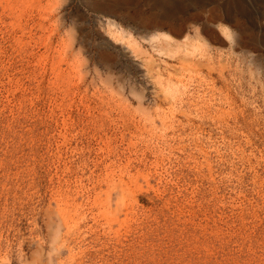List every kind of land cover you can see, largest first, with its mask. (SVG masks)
I'll list each match as a JSON object with an SVG mask.
<instances>
[{
  "label": "rangeland",
  "instance_id": "obj_1",
  "mask_svg": "<svg viewBox=\"0 0 264 264\" xmlns=\"http://www.w3.org/2000/svg\"><path fill=\"white\" fill-rule=\"evenodd\" d=\"M103 1L0 0V264H264V0Z\"/></svg>",
  "mask_w": 264,
  "mask_h": 264
},
{
  "label": "bare ground",
  "instance_id": "obj_2",
  "mask_svg": "<svg viewBox=\"0 0 264 264\" xmlns=\"http://www.w3.org/2000/svg\"><path fill=\"white\" fill-rule=\"evenodd\" d=\"M119 1H122L123 4L129 6V2L130 1H133V0H119ZM119 1L118 0H111V1L110 0H107V1L101 2V4H99L100 3L99 2L96 10H100L102 12H108L109 14L115 15L116 14L115 12H116L117 8L120 7V4L118 3ZM163 9H165V8H163ZM229 13L230 12L227 13V17H228L229 23L233 27L234 26L237 27L236 26L237 25V20L232 19V18L230 19ZM215 18H216V16H215ZM169 19H170V17L168 16V14L167 15H161V16L157 15L156 17H153L152 18L151 25L154 24V26L157 27L159 24L165 23ZM218 19H216V20H218ZM97 22L100 24V26L102 28L103 27L104 28H107V27L115 28V30L117 31V33L120 34L121 38L124 39V40L126 38H128V37L130 38L132 36L131 33H129L127 30H125L119 23H117L116 21L112 20V18L111 19L110 18H98L97 19ZM144 28L146 30H148L149 29V26L145 24ZM261 28H263V27H261ZM185 29H186V24L184 22H179L178 24L175 25V31H176V33H179L180 34ZM227 30H229V28H227ZM158 37H159V34L158 33H155V34L154 33L153 34L151 33L150 35L145 36V37H142V38L145 39V40H148L150 42H154V41L158 40ZM187 39H188V36L186 35L181 40H179L178 43H181L182 41L185 43L187 41ZM232 41H234V39ZM120 44H123V45H121V46L119 45V46L121 47V51L123 52V55L125 57H136L137 56L136 53H141V47L140 46H137L136 45L138 47L137 49H135V48L134 49H131V46L132 45L131 46L124 45V41H122ZM115 46H117V43H116ZM133 93H134V95H136L139 98H142L143 97V95L142 94H139L138 92H133Z\"/></svg>",
  "mask_w": 264,
  "mask_h": 264
}]
</instances>
